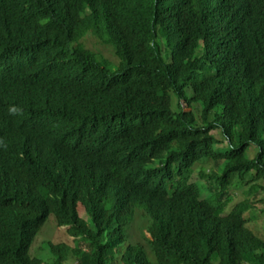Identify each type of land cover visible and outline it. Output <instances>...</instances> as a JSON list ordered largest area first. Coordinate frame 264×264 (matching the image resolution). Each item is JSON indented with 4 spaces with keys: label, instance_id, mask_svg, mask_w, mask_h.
I'll list each match as a JSON object with an SVG mask.
<instances>
[{
    "label": "trees",
    "instance_id": "trees-1",
    "mask_svg": "<svg viewBox=\"0 0 264 264\" xmlns=\"http://www.w3.org/2000/svg\"><path fill=\"white\" fill-rule=\"evenodd\" d=\"M261 192L264 0H0V264H264Z\"/></svg>",
    "mask_w": 264,
    "mask_h": 264
},
{
    "label": "rangeland",
    "instance_id": "rangeland-1",
    "mask_svg": "<svg viewBox=\"0 0 264 264\" xmlns=\"http://www.w3.org/2000/svg\"><path fill=\"white\" fill-rule=\"evenodd\" d=\"M96 37V36H95ZM97 38V39H96ZM88 37L85 40V44L87 48L91 49L94 52H98L102 54L104 57L107 58L109 63L111 64L112 67H114V63L117 62V57L114 55V50L110 47V45H104L101 41V37ZM100 41H99V40ZM111 67V68H112ZM213 134L218 138L221 139L220 133L215 130ZM255 150H251L249 152V156L252 158L254 157ZM208 167L211 166V164H207ZM199 180L198 174H194L192 177V181ZM262 196H264V193H262ZM207 193L203 194V197H205ZM251 195V194H250ZM249 194L243 195V198H251ZM251 201L253 202L254 205L260 206V201H258V196L256 198H251ZM247 216H250V213H247ZM246 216V218H248ZM252 217L253 219L248 223L247 227L252 229L254 233L263 235L264 234V216L260 215L257 212H252ZM56 222L54 221L53 218H50L46 224L43 226L41 231L39 232L38 236L35 239L34 247L31 250V253L33 256H41L42 259H45L47 255V250H45V243L48 241H52L53 243H58L57 241L59 240H64V242L68 245H73L72 239L64 232L65 227H58L55 224ZM136 237L141 240L140 234H136ZM147 237H149L147 235Z\"/></svg>",
    "mask_w": 264,
    "mask_h": 264
},
{
    "label": "water",
    "instance_id": "water-1",
    "mask_svg": "<svg viewBox=\"0 0 264 264\" xmlns=\"http://www.w3.org/2000/svg\"><path fill=\"white\" fill-rule=\"evenodd\" d=\"M5 74L8 75V72H6Z\"/></svg>",
    "mask_w": 264,
    "mask_h": 264
}]
</instances>
